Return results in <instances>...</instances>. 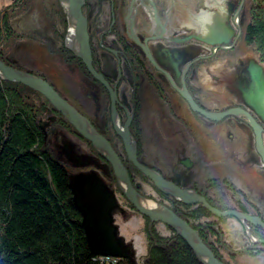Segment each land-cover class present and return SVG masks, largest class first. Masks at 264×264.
I'll list each match as a JSON object with an SVG mask.
<instances>
[{
	"label": "flooded vegetation",
	"instance_id": "obj_1",
	"mask_svg": "<svg viewBox=\"0 0 264 264\" xmlns=\"http://www.w3.org/2000/svg\"><path fill=\"white\" fill-rule=\"evenodd\" d=\"M250 2L85 0L82 15L92 67L115 92L121 124L130 116L133 139L142 137L140 142L146 143L140 157L149 169L264 223V166L247 121L233 117L208 121L194 113L180 94L186 91L198 108L209 113L243 110L262 128L264 142V126L237 90L249 81L251 65L264 71L245 38ZM74 70L69 75L81 95L84 92L83 98L77 103L62 91L61 95L77 110L85 113L82 108L87 107L89 120L100 123L99 117L111 114L109 94ZM73 137L77 140L54 134L50 143L57 157L77 173L94 170L79 144L84 142ZM109 144L119 151L118 143ZM226 228L222 236L229 250L252 247L238 228Z\"/></svg>",
	"mask_w": 264,
	"mask_h": 264
},
{
	"label": "trees",
	"instance_id": "obj_2",
	"mask_svg": "<svg viewBox=\"0 0 264 264\" xmlns=\"http://www.w3.org/2000/svg\"><path fill=\"white\" fill-rule=\"evenodd\" d=\"M34 9L38 10L49 33L44 37L37 38L34 32L17 28L18 22L28 17ZM65 35L66 18L58 0H12L8 4L1 0L0 61L3 64L41 78L63 98L45 74H37L32 67H25L17 60V53L26 41H34L38 46H33L37 49L43 43L46 53L63 68L80 70L85 78L106 92L86 71L83 63L67 49ZM245 38L258 61L264 65V0H251ZM81 78L84 80L82 75ZM77 111L88 120L92 119L80 110ZM52 119L55 121L52 122ZM98 120L101 124L89 121L109 143L118 141L119 151L112 148L128 171L132 186L146 198L162 204L185 221L198 233L216 260L222 264H244L245 259L255 261L264 258V245L253 247L249 243L252 246L250 249L227 248V242H224L226 239L222 236L225 234L223 225L234 218H215L200 205L185 206L160 193L149 179L127 161L124 148L114 133L110 115L101 116ZM45 124L50 130L44 128ZM56 130L63 136H76L84 142L81 144L89 154L93 169L116 193L118 206L124 211V215L120 212L114 214L115 226L121 237H125L123 231L136 230L141 226L142 239L135 236L129 242L133 246L130 250L139 264H200L188 246L170 228L154 223L134 210L118 190L110 164L96 153L88 141L75 133L73 127L64 121L43 96L25 86L2 80L0 264H101L89 252L82 218L73 205V195L68 187L69 176L77 172L70 170L57 157L54 143H50ZM133 133L131 130V136ZM140 135L143 136V132ZM134 140L138 148V162L148 167L140 157L146 150V143L140 142L135 136ZM199 195L209 206L220 212L235 211L230 204L219 203L213 196ZM125 222L128 223L124 225ZM248 227L253 238L264 240L263 229ZM119 264L131 262L120 261Z\"/></svg>",
	"mask_w": 264,
	"mask_h": 264
},
{
	"label": "water",
	"instance_id": "obj_3",
	"mask_svg": "<svg viewBox=\"0 0 264 264\" xmlns=\"http://www.w3.org/2000/svg\"><path fill=\"white\" fill-rule=\"evenodd\" d=\"M58 2L67 21L65 35L67 49L83 63L92 78L108 92L111 102V124L114 133L122 142L127 161L144 177L149 179L162 194L185 206L200 205L215 218L232 217L243 226L250 244L264 245V240L253 238L248 227L250 225L264 230V223L258 217H251L237 211L220 212L209 206L205 199L194 191L181 189L179 186L166 181L155 170L149 169L138 162L137 146L129 131L131 117H127L124 125L121 124L116 111L117 98L115 92L103 76L98 74L92 67L87 25L82 15L85 0H58ZM203 42L210 45L222 44L221 41L203 40ZM248 78L249 81L240 85L237 90L245 107L264 126L263 69L251 65L248 69ZM0 80L25 86L43 96L52 108L62 116L64 121L73 127L75 133L88 141L96 153L110 164L118 190L137 213L154 223H161L170 228L188 246L200 264H222L215 259L201 241L198 233L191 229L185 221L161 204L146 198L132 186L128 171L124 168L109 142L94 129L87 118L61 98L48 83L30 73L8 67L1 61ZM180 94L194 113L199 114L208 121L219 122L226 117L246 120L254 134L256 151L264 166L263 130L249 114L240 109H229L222 113H209L198 108L186 91L180 92ZM68 187L73 195V205L82 218V228L85 232L91 256L108 257L129 261L131 264H139L134 253L130 250V246H127L120 236V231L115 226L114 214L120 212L124 215V211L120 210L116 193L108 186L106 181L96 171H90L86 174L73 173L69 176Z\"/></svg>",
	"mask_w": 264,
	"mask_h": 264
},
{
	"label": "rangeland",
	"instance_id": "obj_4",
	"mask_svg": "<svg viewBox=\"0 0 264 264\" xmlns=\"http://www.w3.org/2000/svg\"><path fill=\"white\" fill-rule=\"evenodd\" d=\"M4 2H5V4H8V3H10V0H4ZM0 6H1V0H0ZM17 28L20 30H23L25 32H27V31L34 32L35 34H37V36H38V37L36 36L37 38L44 37L45 35L49 34L46 31L45 23H44L43 19L41 18V15L39 14L37 9H34L32 11V13L30 12L28 17H26L25 19L19 21L17 24ZM33 45L35 46L36 43L34 41H30V40L26 41L23 45H21L22 48H20L21 50L19 51V53H17V60L19 62H21L22 65L25 67H32V70L37 74H41V73L45 74L56 85V87L60 91V93H61V91L64 92V95L67 94L66 96H68L70 100L76 101L78 103L79 101L77 99L80 100V98H83L84 92H83V95H81L82 94L81 89L78 90V87H76V85L72 82L73 78L70 77V75H69L72 72V70L69 69L67 71V69L63 68L57 62L56 59L49 56L44 49L43 43L40 44L39 49H37L38 47H34ZM65 45H66V43H65ZM36 46H38V45H36ZM66 47H67V45H66ZM252 53H253L252 55H254L256 60H258L256 54L253 51H252ZM85 103L83 102L84 105H86ZM82 109H84V111H85V113H84L82 110H80L82 113L87 114L88 116L90 115V112H89V110H87V107H83ZM57 131L58 130H56V132ZM160 132L162 133V136L165 134L162 131H160ZM161 133H158V134H161ZM67 136H65V137H67ZM68 137L70 139L72 138L74 140H77L72 135L71 136L69 135ZM120 142H121V140H120ZM115 143H118V141ZM79 144L81 145L83 152H87L85 150V147L81 143H79ZM92 171H96V170H92ZM88 172H90V171L81 172V173L86 174ZM132 213H131V216H132ZM126 223H128V222H125L124 225ZM229 225L230 226L233 225L234 227L238 228L240 230V232L242 233V236L247 238L246 233L244 231V228L240 223H238L235 220H229L223 225L224 230H227L226 227H228ZM140 229H141V226H140V228H136V230L127 231V232L123 231L122 234L126 237V238L122 237L123 240L126 243H128V242H130V239L132 237H135V236H139L142 239V233H141ZM120 236H121V233H120ZM128 246L133 248V246L131 244H128ZM253 246L256 247L257 245H253ZM243 263L244 264H264V258L261 257L255 261H250V260L248 261V259H245V262H243Z\"/></svg>",
	"mask_w": 264,
	"mask_h": 264
},
{
	"label": "built area",
	"instance_id": "obj_5",
	"mask_svg": "<svg viewBox=\"0 0 264 264\" xmlns=\"http://www.w3.org/2000/svg\"><path fill=\"white\" fill-rule=\"evenodd\" d=\"M96 260L101 264H119V259L108 258V257H97Z\"/></svg>",
	"mask_w": 264,
	"mask_h": 264
},
{
	"label": "bare ground",
	"instance_id": "obj_6",
	"mask_svg": "<svg viewBox=\"0 0 264 264\" xmlns=\"http://www.w3.org/2000/svg\"><path fill=\"white\" fill-rule=\"evenodd\" d=\"M154 58V57H153ZM117 136V135H116ZM141 146V145H140ZM141 148V147H140ZM141 150V149H140ZM218 181V180H217ZM220 181H221V179H220ZM222 184V183H221ZM177 186V185H176ZM181 189H183L182 187H180ZM157 203V202H156ZM159 204V203H158ZM163 206V205H162ZM165 207V206H164ZM159 224H161V223H159ZM134 225V224H133ZM135 227V226H134ZM190 227V226H189ZM191 228V227H190ZM192 229V228H191ZM136 240V239H135ZM134 240V243H136V241ZM132 242V241H131ZM139 243V242H138ZM139 246V245H138ZM137 248V247H136Z\"/></svg>",
	"mask_w": 264,
	"mask_h": 264
}]
</instances>
